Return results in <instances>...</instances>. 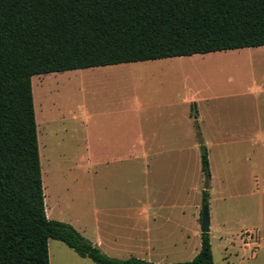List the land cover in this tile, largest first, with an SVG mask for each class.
<instances>
[{"label": "trees", "instance_id": "1", "mask_svg": "<svg viewBox=\"0 0 264 264\" xmlns=\"http://www.w3.org/2000/svg\"><path fill=\"white\" fill-rule=\"evenodd\" d=\"M260 45L264 0H0V264H50V238L96 264H215L209 233L192 259L152 262L47 216L31 77ZM200 157L207 184L204 145Z\"/></svg>", "mask_w": 264, "mask_h": 264}, {"label": "crops", "instance_id": "2", "mask_svg": "<svg viewBox=\"0 0 264 264\" xmlns=\"http://www.w3.org/2000/svg\"><path fill=\"white\" fill-rule=\"evenodd\" d=\"M260 47L264 48V45ZM247 48L213 54L245 52ZM186 56L190 55L94 66L84 70L97 84L98 95L90 99L88 116L83 114L75 119L85 128H90L85 149L90 153L91 241L99 248L104 247V251H109L107 253L125 254L127 258L136 254L144 259L148 252L142 249H155L154 239L170 240V246L188 240V230L182 224L176 229L184 231L181 235L160 230L151 237L147 228L140 227L135 220L144 211L134 212L136 208L131 201L152 195L154 214L171 218L172 208L178 204L173 197L175 187L178 181L186 183L193 172L189 170L188 161L173 158L172 153L194 151L198 147L201 149V145L208 147L209 183L214 175L212 153H216L218 192L223 200L251 198L250 202L258 201L257 222L250 229H255L256 241H260L264 224L261 212L264 209V95L260 99L253 95L252 90L249 94L218 98L194 99L187 95H173L176 73L181 74L182 68H186L175 61L188 58ZM100 88L106 89L107 94L104 95ZM193 110L196 111L195 119ZM201 132V136L207 134L209 137L198 138ZM141 158L143 162L133 161ZM199 163L202 172L201 157ZM132 167L137 171H131ZM131 177H138L146 186L152 181L149 185L154 190L148 195L146 191L142 195V192H133ZM46 214L51 218L49 211ZM115 215L130 217L132 222L115 225L110 220ZM199 215L201 217V211ZM78 230L83 235L86 233L83 225Z\"/></svg>", "mask_w": 264, "mask_h": 264}, {"label": "rangeland", "instance_id": "3", "mask_svg": "<svg viewBox=\"0 0 264 264\" xmlns=\"http://www.w3.org/2000/svg\"><path fill=\"white\" fill-rule=\"evenodd\" d=\"M227 52L224 51V53ZM186 57L188 58L175 61L186 68H182L183 73H176L177 84L173 95L180 97L187 95L194 99L197 97L218 98L243 95L251 90L254 92L253 95L260 99L264 95L262 93L264 91L263 47H248L245 52L242 50L233 54L223 55L209 52L200 56ZM85 69L36 74L31 77V85L36 111L35 119H37L46 211L52 214L51 219L69 223L77 230L83 225L86 233L83 235L78 231L91 241L93 238L91 225L93 203L90 199L89 188L90 153L85 149L90 128L89 126L85 128L75 118L83 114L88 116L90 99L98 95V87L95 81L89 78L90 73L85 72ZM186 78L187 83L185 84ZM100 90L104 95L107 94L106 89L100 88ZM195 115L196 111L193 110L194 119ZM194 125L196 127V121ZM201 134L202 132L198 138L209 137L207 134L202 136ZM205 148L208 149L206 146ZM200 152L201 149L198 147L194 151L172 153L173 158L188 161L189 170L193 172L188 176L186 183L178 181L175 187L173 197L178 204L172 208L174 213L171 218L157 217L154 214L153 196L148 195L154 190L152 185H149L152 181H148L146 186L138 177L137 179L131 177V190L142 192L141 195L146 191L148 195V197L141 196V199L135 202L131 201L136 208L134 212L144 211L142 216L135 217L140 227L147 228L151 237L157 235L160 230L166 231V234L174 232L177 236L184 232L179 228L178 231L176 230L177 226L182 224L189 234L188 240L177 246H170V240L168 242L154 239L152 244L155 249H142L143 252H148V255L143 256L144 259L167 262L192 259L200 247L201 217L199 212L203 205H206L214 263L264 264V224L260 233V241H256L255 229H250L257 222L255 212L258 201L250 202L251 198L223 200L224 198L218 192L216 153L214 151L212 153L214 175L210 183L208 181L206 184L205 177L200 170ZM134 157L137 158V156ZM133 161L143 162L144 159ZM130 170L137 171V168L132 167ZM203 190L208 193L206 203L202 201ZM146 208H150L149 211H145ZM261 212L264 216L263 208ZM110 220L115 225L132 222L130 217L120 215L110 217ZM246 228L254 233L252 241L248 242L241 236ZM101 248L108 256L127 258L125 254L121 257L113 252L107 253L109 251H104V247ZM48 250L50 264H96L90 258L80 256L58 239H49ZM132 256L140 257L136 254Z\"/></svg>", "mask_w": 264, "mask_h": 264}, {"label": "water", "instance_id": "4", "mask_svg": "<svg viewBox=\"0 0 264 264\" xmlns=\"http://www.w3.org/2000/svg\"><path fill=\"white\" fill-rule=\"evenodd\" d=\"M209 215L207 206L203 205L201 210V233H209Z\"/></svg>", "mask_w": 264, "mask_h": 264}, {"label": "built area", "instance_id": "5", "mask_svg": "<svg viewBox=\"0 0 264 264\" xmlns=\"http://www.w3.org/2000/svg\"><path fill=\"white\" fill-rule=\"evenodd\" d=\"M241 236L243 237V239L249 241H252L254 239V233L250 230H245Z\"/></svg>", "mask_w": 264, "mask_h": 264}]
</instances>
